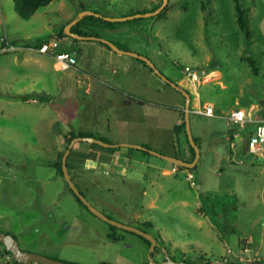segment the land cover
<instances>
[{
    "label": "rangeland",
    "instance_id": "1",
    "mask_svg": "<svg viewBox=\"0 0 264 264\" xmlns=\"http://www.w3.org/2000/svg\"><path fill=\"white\" fill-rule=\"evenodd\" d=\"M161 2L163 0H52L24 18L14 9L13 0H0V38L16 44L15 49L8 50H1L0 44V230L13 234L22 249L77 264H143L148 260V251L142 249L144 245L137 234L118 227L116 232L122 233L124 239L107 237L106 232L112 231L109 223L77 200L58 166L59 157L69 144L70 130L97 132L107 128L108 120L114 127L121 125L111 115L117 91L108 79H85L77 84L78 72L55 70L52 59L35 48L41 40L58 37L60 31L83 11L99 13L101 16H95L102 19L104 16L122 17L123 12L133 14L139 6L154 11ZM237 2L245 10L247 30L238 22ZM91 15L85 12L84 16L90 18L85 20L83 30H95L100 37L113 39L126 50L148 56L164 75L179 82L193 95L192 108L196 102L201 105L204 100L214 103L223 113L240 106L264 115V0H168L158 14L124 20L104 19L108 22L102 23L91 19ZM94 41L96 47H100V42ZM61 43L70 50L66 38L62 37ZM81 55L83 60L92 62L96 55L104 59L100 50L98 53L87 50ZM123 56L134 59L129 54ZM248 58L255 61L257 74ZM81 63V69L88 70ZM185 65L199 70L198 80L189 79L184 72ZM138 76V82L142 78L149 79L141 73ZM155 78L161 86L160 92L155 91L153 100L182 106L179 111L182 120L183 97L159 75ZM138 84L140 88L120 91L117 100L134 104L135 96L147 98L146 85ZM34 90L46 97L42 111L34 101L25 103L10 98L13 94ZM116 106L113 110L121 111V106ZM136 106L141 108L139 104ZM192 108L189 113L192 136L198 147L201 145L203 151L209 150V161L213 157L215 161H218L216 157L223 158L218 167L222 170L220 173L206 170L203 153L192 178L198 187L184 175L181 179L188 191L239 192L240 201H243L240 207L244 211L238 219L229 214V222L235 229L227 234L232 245L237 246L239 235L251 232L253 218L256 216L262 221L264 217L263 210L259 211L257 197L258 211L247 209L253 191H264V157L256 156L250 164L248 161L254 159V155L244 152L240 144L237 153L229 155L230 143L225 138L230 128L226 120L200 115ZM148 111L150 118L146 116L142 122L148 124L153 119L157 125L156 119H160V124L165 126L162 132L174 127L179 116L177 111L163 106H152ZM242 131L244 138L246 133ZM179 136L180 141L189 144L185 128L182 127ZM91 145L102 148L92 141H75L66 162L72 176L83 179L91 173L85 181L76 183L95 207L110 218L152 234L158 235L159 231L162 233L161 230H171L177 225L190 228L189 217L174 212L173 206L170 212H164L160 209L164 207L161 202L155 208L138 204L147 198L141 197L142 186H146L147 191H158L148 179L114 176L104 165L96 173L83 172L81 161L88 155ZM131 163L136 172L152 173L147 164L135 160ZM136 172L131 174L136 175ZM168 203L172 205L170 200ZM182 232L177 240H189ZM179 242L175 246L160 242L157 254L153 255L154 261L161 262L166 256L179 262L189 260L191 254L184 259L183 253H192L195 245L184 243L183 247ZM161 245L162 251L159 250ZM12 258L4 253V244L0 243V264H14Z\"/></svg>",
    "mask_w": 264,
    "mask_h": 264
},
{
    "label": "crops",
    "instance_id": "2",
    "mask_svg": "<svg viewBox=\"0 0 264 264\" xmlns=\"http://www.w3.org/2000/svg\"><path fill=\"white\" fill-rule=\"evenodd\" d=\"M135 9L136 11H134L133 14L132 12H128V11L123 12V14L125 16H129V15L139 16L136 14L141 12L143 13L149 12L146 11L145 8L140 6ZM76 39L77 41L74 42L72 39L66 38V40L70 43V50H68L64 47V44L61 43L62 38H59L60 40L59 48L61 50L72 51L76 55L77 58L76 66L69 68V70H72V72L79 73V76L76 77L77 79L76 83L77 84L83 83L85 82V79L87 81L91 79L92 80L108 79V81L113 85V88L117 91L116 97L113 100L114 108L117 107L116 105L121 106L120 109L121 111H119V109L113 110L114 108H112L111 111V115L116 117L114 121L121 125H117L114 127L112 126L111 122L108 120V126L104 130H99L97 132H94L91 130L79 129V131H88L92 133L93 136L100 138L108 143L119 144L118 146H112V147L101 145L102 148L100 149L91 145L88 148V155L84 156L83 160L81 161V167L83 166L82 169L83 172L96 173L99 171L100 166L104 165L105 167L104 169H108L109 173H111L114 176H119V177L130 176L131 179L133 180H141L140 178L142 177L143 181L145 179H148L151 185L152 184L156 185L157 187L156 190L158 191H147L146 190L147 187L142 186L141 197H147V198L146 200L143 199L144 200L143 203L141 200V202L139 201L138 204L139 203L145 204L146 207L155 208L159 206L158 202H161V204H163L164 206V207H160V209H163L162 211L170 212L171 207L173 206L175 208L174 212L179 214H185L187 215V217H189L188 223L193 228H191V226L190 228H183L182 226L177 225L171 230L170 229L161 230L162 233H160L159 231L158 235L153 233L158 243L169 242L170 245L173 244L175 246L177 244L176 242L181 241L179 243H183V245L181 244V246L183 247L185 246L184 243H193L195 245V248H193L192 253L182 252L184 259L187 257V254H191L190 259L182 260L183 262L188 261L196 264H239V259L240 257H242L243 259H249L248 264H264V217L262 218L263 219L262 221H258L256 219V216L253 218L251 224L253 228L251 232L249 231L242 232L241 235H239L238 237L239 240L237 246H233L230 237L227 236V234H229L235 229L234 225H232L229 222L230 220V218H228L229 214L232 216L231 218L238 219V217H240L241 215L240 212L244 211L242 207H240V204H243V201L242 202L240 201L241 199L238 196L239 194L238 191H228V194H223V191H188V189L184 186L181 179V177L184 175L185 178L189 180L193 185L192 180L187 178L186 175L187 169L179 168L175 171L173 170V167L176 165L174 164V162L172 161L170 162L168 159H165L161 156L151 153L147 149H142V148H137L122 144V143L139 144L145 146L148 149L155 150L165 155L176 156L186 160L189 159L191 153L190 149L187 144H185L182 140H181L182 142L180 141L181 139L179 138L180 132L175 128L176 125L179 124L181 121L179 111L181 110L182 106L180 107L179 105L176 106L168 105L164 102L153 100V95L155 91L160 92L159 87L161 85L156 81L155 78V75L158 74L155 73L154 70H150L147 66L141 63L139 60H137L135 56H132L134 57V59H128L127 57L123 56L124 53H120L112 48L106 47L101 43L102 41L100 42L99 39H91V38H81V39L76 38ZM94 40H98L100 42V44L98 45L100 47H96L97 43H95ZM109 40L116 43V41H114L113 39H109ZM116 45L122 48L118 43H116ZM122 49L126 50V48H122ZM35 50L38 51L37 48H35ZM87 50L88 51L90 50V52L95 50L97 53L100 50V54L104 55L102 56L104 57V59H100L96 57L98 56L96 55L92 57L94 62L90 60H88L89 62L87 60H83L82 55L80 56V54H82L84 51ZM43 54L49 56L52 59L50 54H46V53ZM86 62H88V65H86L87 64ZM80 63L85 64V67L88 70L85 69L82 70L81 68L83 67V65H79ZM52 67L55 70H57L54 67L53 62H52ZM148 70L150 71L148 72ZM139 73L146 75V77L149 79L142 78V80L138 82V77H140L138 76ZM160 78L161 80L163 79L161 76ZM144 80H149V83H144ZM164 81L167 82L166 80ZM138 83L142 84V87L146 85L147 87L146 92L148 94L147 98H143L141 96H135L134 97L135 100H133L134 104H131L132 101L125 102L123 100L121 101L117 100L118 99L117 95L118 93H120V91L127 92L124 90L126 88L129 89L140 88V86H138L139 85ZM177 91L184 98L183 99L184 100L183 111H184L185 95L181 93L179 90ZM21 95H28V97L21 98L20 97ZM44 96L45 95L42 94L41 91L34 90L32 92L13 94L10 98L15 100H21L25 103L34 101L35 103L39 104L40 106L39 109L40 111H42L43 107L41 106H43L46 101V97L44 98ZM191 103L192 100L190 102V108H192ZM136 104H139L141 108L145 107L146 110L145 109L141 110V108L137 107ZM213 105L215 106L214 103ZM152 106H159V107L163 106L168 109L171 110L173 109L177 111L179 116L177 117V122L175 126L168 128V130H166L165 132H162L165 126L160 124V119H156V122H158L157 125L154 124L153 119L150 120L148 124L142 122L146 116L150 118V112L148 110ZM197 106H199V103L196 102L195 106L192 108L193 112ZM216 112H222V111L216 110ZM228 125L230 131L226 133V138H225L229 140L230 143L229 145L230 151L228 154L229 155L230 153L231 155L233 153L236 154L237 150H239L238 149L239 144L241 145L242 150L246 152L245 149L246 141L244 139L246 136H244V138L241 136L240 130L242 129H239L232 124L231 125L228 124ZM252 128L253 127L251 126V129ZM246 131L248 132V128H243L242 132L246 133ZM69 132L72 133L74 131L70 130ZM67 136L70 137V135ZM199 148H200V156L196 164L200 161L201 157L203 156V153H205L206 161L203 165L206 166V170L211 169V171L213 172L220 173L222 169L219 170L218 167L222 165L221 162L223 158L216 157L218 161H215L213 157V160L209 161V159L207 158L209 150L205 149V151H203L201 145H199ZM255 158L256 156H254V159H250L248 162L250 164L253 163ZM132 160L140 162L141 164L144 165L147 164L149 168H151L152 173L146 175L145 172L144 173L136 172L137 170H134L135 167L131 163ZM75 168L76 167L73 165V170ZM77 171L78 170H76V172ZM133 171L136 172V175L131 174ZM192 172L194 173V170ZM89 175H91V173L84 175L86 177H83L82 179L81 176L78 175L72 176L71 174L74 182L76 183L77 181L79 184L80 182L85 181L84 179L88 178ZM76 185L78 186L77 183ZM198 185L199 184L198 183L196 184L195 182V185L193 186L198 187ZM78 188L80 189V187ZM256 197L260 200L259 211L263 210V214H264V191H253L251 197V204L249 207H247V209H251V210L256 209L258 211V209L256 208V204H257ZM168 200H170V203L172 205H170L169 203L167 204ZM244 206L245 205H243V207ZM125 219H128V217H126ZM182 231H184L185 237L190 238L189 240L187 239L177 240L179 239L177 235L183 233ZM110 232H112L110 231V229L109 232H106L107 237H108V233ZM115 234L116 236H118V239L116 240L124 239V235L122 233H118L115 231ZM242 236H244V238L240 239ZM142 243L144 245L142 249L148 251L149 245L144 243V241H142ZM245 248H247V250H245ZM155 254H157V252L153 253V255ZM223 257L227 258L228 262L220 263L218 261ZM145 260L148 261L147 259ZM232 261L235 262L232 263ZM9 263L10 262H8V264ZM145 263L146 262H143V264Z\"/></svg>",
    "mask_w": 264,
    "mask_h": 264
},
{
    "label": "water",
    "instance_id": "3",
    "mask_svg": "<svg viewBox=\"0 0 264 264\" xmlns=\"http://www.w3.org/2000/svg\"><path fill=\"white\" fill-rule=\"evenodd\" d=\"M168 0H163L162 4L160 5V7H158L156 10L151 11V12H144V13H137L136 15H153V14H157L159 13L162 8L166 5ZM85 12H90V14L93 15H97V16H101V14L93 12V11H83L81 12L75 19H73V21H71L70 23L67 24V26L64 29V32L68 35H71L74 38H91V39H99L100 41H102L103 43L107 44L110 48L114 49L117 52L120 53H127L129 55L138 57L142 60H144L153 70L155 73H157L158 75H160L164 80H166L167 82L170 83V85H172L173 87H175L177 90L181 91L184 95H185V108H184V120H185V128H186V132H187V138L189 140V143L192 145V147L195 150V156L193 158V160L188 161L185 160L183 158L180 157H176V156H170V155H165L162 154L160 152H157L155 150L152 149H148L145 146L139 145V144H131V143H122L124 145H128V146H132V147H137V148H142V149H147L149 152L154 153L158 156H161L165 159H168L170 162H174V164H178L184 167H188V168H192L196 165V162L198 161V158L200 156V149L198 147V145L196 144L192 133H191V127H190V121H189V113H190V102H191V94L190 92L185 89L184 87H182L181 85H179L177 82L170 80L166 75H164L160 69L155 65V63L153 62L152 59L148 58V56L146 57V55L140 54L138 52L132 51V50H125L120 48L118 45H116L113 41L107 39V38H103L100 36H96V35H81L79 33L73 32L71 31V26L75 23H77L85 14ZM135 15H129V16H125V17H108V16H104V19L107 20H124L127 18H131L134 17ZM78 48V47H77ZM204 71V70H202ZM77 140H87V141H92V142H96L99 143L101 145H105V146H118L119 144H112V143H108L100 138H97L95 136H75L71 139V141L69 142L67 148L65 149V151L62 154L61 157V167H62V171H63V175H64V179L66 180V182L68 183V186L72 189V191L78 196V198L86 205V207L90 210V212H92L93 214L97 215L98 217H100L101 219L105 220L106 222L115 225L119 228H123L125 230H129L132 232H135L139 235H141L142 237L147 238L150 242L149 248H148V261L149 264L151 263H155V264H161L160 262H155L154 258L152 256V252L155 250V247L157 245H159V243H157V239L156 237L150 233V232H146L143 229L131 225V224H126L123 222H120L118 220H115L113 218H110L108 215H106L103 211H101L100 209H98L97 207H95L90 201H88L86 199V197L81 193L80 189L78 188V186L76 185V183L74 182L69 169H68V165H67V157L68 154L73 146V144L75 143V141ZM17 238H15L14 235H12L11 233H7L4 231L0 230V242L4 244L5 248L7 250H9L13 256V258L18 261L19 263H23V264H77V263H71V262H67L61 259H57V258H53L47 255H43V254H39L37 252H33V251H27L24 250L20 247L18 240H16ZM166 249H164L165 251ZM167 257V256H166ZM168 258V262L169 263H173V264H196V263H192V262H179V261H174L172 259Z\"/></svg>",
    "mask_w": 264,
    "mask_h": 264
},
{
    "label": "built area",
    "instance_id": "4",
    "mask_svg": "<svg viewBox=\"0 0 264 264\" xmlns=\"http://www.w3.org/2000/svg\"><path fill=\"white\" fill-rule=\"evenodd\" d=\"M60 40L58 37H51L47 41H43L37 50L42 53L50 54L53 59V65L57 70H67L76 66L77 58L73 52L61 50L59 48ZM1 50L15 49V46L8 42L5 37L0 38ZM184 72L188 75L191 81H196L199 78V70L189 65L184 66ZM195 113L204 115L207 117H221L226 120L228 124H232L239 129L247 127L252 124L251 132L246 131L245 149L246 152L254 156H264V116H260L255 113H251L252 110L244 107H235L228 112H216L215 106L211 102H205L194 109ZM179 169L178 164L173 167V170ZM187 178L193 181L194 173L191 170H187ZM249 242V241H248ZM247 250V248H245ZM249 259H243L240 257L239 264H248ZM220 263L228 262V259L223 257L218 260ZM235 262V261H233Z\"/></svg>",
    "mask_w": 264,
    "mask_h": 264
},
{
    "label": "trees",
    "instance_id": "5",
    "mask_svg": "<svg viewBox=\"0 0 264 264\" xmlns=\"http://www.w3.org/2000/svg\"><path fill=\"white\" fill-rule=\"evenodd\" d=\"M14 1V9L16 10V12L20 15V16H22V17H24V18H28V17H30L39 7H41V5L42 6H44V5H47L49 2H51L52 0H13ZM166 7V5L162 8V10L164 9ZM235 7H237V11H238V22H239V24H240V26L243 28V29H245V30H247V20H246V14H245V10H244V8L243 7H241V5L237 2V5L235 6ZM161 10V11H162ZM160 11V12H161ZM158 14V13H157ZM90 17H88V16H84L83 18H81L77 23H75V24H73V26H71V31H73V32H76V33H79V34H81V35H96V36H99V34L95 31V30H93V31H88V30H83L82 29V26H83V24H85V20H88ZM91 19H93V20H95V21H97V22H101L102 23V21H105V22H108L107 20H104V19H102L101 17H97V16H95V15H91ZM70 38V39H72V40H77L76 38H74V37H72L71 35H68V33L66 34L65 32H64V29H62L61 31H60V33H59V36H58V38ZM43 41H47V40H41V41H39V45L43 42ZM101 42V41H100ZM103 45H105L106 47H108V48H110L107 44H105V43H103V42H101ZM70 52H72V51H70ZM136 59L137 60H139L141 63H143L145 66H147L150 70H153L144 60H142V59H140V58H138V57H136ZM249 59V63H250V66H251V68H252V70L254 71V73L255 74H257L256 72H257V70H258V68H257V65H256V63H255V61L254 60H252L253 58H248ZM169 84V83H168ZM182 93V92H181ZM192 96L193 95H191V99H192ZM21 98H24V97H28V95H21L20 96ZM184 99V98H183ZM203 101V103H205V101L204 100H202ZM206 102H210V101H206ZM216 106V105H215ZM216 110H218L219 111V109H217V107H216ZM183 117H182V120H181V123H179V124H177L176 125V130H178L179 132H180V130L182 129V127L183 128H185V120H184V111H183V115H182ZM260 116H264V115H260ZM251 126H252V124L250 123L247 127H245V128H248V130L251 132ZM185 130H186V128H185ZM93 136V134L92 133H90V132H88V131H78V132H72L71 134H70V137L68 138V141L70 142L71 141V139L73 138V137H75V136ZM186 136H187V132H186ZM188 137V136H187ZM186 137V138H187ZM187 141H188V143H189V140H188V138H187ZM68 145V144H67ZM67 145H66V148H67ZM188 147H189V149H190V157H189V159H188V161H191V160H193V158H194V156H195V150H194V148L192 147V145L189 143L188 144ZM63 152L64 151H62V154H63ZM62 154L60 155V157H59V160H58V166H59V168H60V173L63 175V171H62V167H61V157H62ZM186 160V159H185ZM68 165V164H67ZM197 165V164H196ZM196 165L194 166V167H192V168H188V167H184V166H181V165H178V167L180 168V169H187V170H191V171H193L195 168H196ZM66 185L68 186V183L66 182ZM79 187V186H78ZM68 188H69V190L74 194V196L77 198V200L80 202V203H82L85 207H86V205L78 198V196L72 191V189L68 186ZM109 226H110V228L112 229V232H110V233H108V237H110V238H112L113 240H116V239H118V236H116V234H115V231H116V229L118 228L117 226H115V225H112V224H109ZM128 231V230H127ZM131 233H135V232H132V231H130ZM135 234H137V233H135ZM141 239H142V241H144V243H146L147 245H150V241L147 239V238H145V237H142L141 235H139V234H137ZM1 243V242H0ZM2 244V243H1ZM157 248H158V245L155 247V251H157ZM160 248V247H159ZM4 253L5 254H7V255H10V256H12V254H11V252L9 251V250H7L6 248H5V246H4ZM153 253H154V251L152 252V255H153ZM13 257V256H12ZM12 260H13V262H14V264H20L18 261H16L14 258H12ZM149 262L148 261H146V263L145 264H148ZM232 263H234L233 261H232ZM10 264V263H9ZM103 264H105V263H103Z\"/></svg>",
    "mask_w": 264,
    "mask_h": 264
},
{
    "label": "flooded vegetation",
    "instance_id": "6",
    "mask_svg": "<svg viewBox=\"0 0 264 264\" xmlns=\"http://www.w3.org/2000/svg\"><path fill=\"white\" fill-rule=\"evenodd\" d=\"M181 92V91H180ZM110 224V223H109ZM162 249V247L160 246V248H159V250H161ZM155 252H158V249H157V251H155ZM154 252V253H155ZM168 262V258L167 257H164L162 260H161V264H165V263H167ZM188 262V261H187Z\"/></svg>",
    "mask_w": 264,
    "mask_h": 264
}]
</instances>
